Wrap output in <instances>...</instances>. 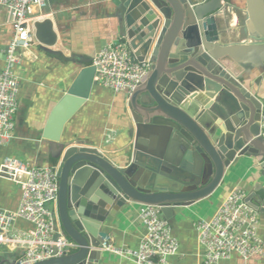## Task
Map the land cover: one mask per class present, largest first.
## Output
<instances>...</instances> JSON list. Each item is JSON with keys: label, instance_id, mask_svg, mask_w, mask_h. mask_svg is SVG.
<instances>
[{"label": "water", "instance_id": "1", "mask_svg": "<svg viewBox=\"0 0 264 264\" xmlns=\"http://www.w3.org/2000/svg\"><path fill=\"white\" fill-rule=\"evenodd\" d=\"M107 1L115 10L117 37L127 41L133 61L151 63L127 97L133 123L129 160L119 167L82 142L69 146L61 141L65 124L97 85L91 60H83L41 134L57 168V217L78 247L36 264H98L109 215L137 203L160 207L170 221L174 208L211 196L226 169L243 158L259 164L258 178L264 180L259 136L264 104L237 75L239 69L264 71V0H246L245 19L237 23L239 37L249 43L228 44L222 43L232 27L224 16V0ZM49 4L51 0L43 8L47 15ZM34 28L38 43L55 44L50 20L36 22ZM248 201L264 214V183Z\"/></svg>", "mask_w": 264, "mask_h": 264}, {"label": "crops", "instance_id": "2", "mask_svg": "<svg viewBox=\"0 0 264 264\" xmlns=\"http://www.w3.org/2000/svg\"><path fill=\"white\" fill-rule=\"evenodd\" d=\"M50 14H38L54 22L56 42L45 46L34 42L16 74L19 78L18 111L15 115V138L0 146V163L6 156L15 157L33 166H52L49 149L41 134L58 102L75 79L83 60H91L108 42L117 38L115 10L107 0H51ZM246 0H224L223 12L232 24L223 44L248 42L239 37L237 23L245 19ZM220 25L222 23L220 21ZM12 38L7 12L0 7V71L4 68L5 50ZM238 70L244 85L264 104V71L261 68ZM211 99L210 102H214ZM131 122L127 112V96L96 85L85 104L65 124L61 141L69 146L82 142L106 156L114 165L123 167L129 160L132 146ZM259 164L241 159L225 171L221 186L209 197L187 208H174L168 221L172 236L178 242V254L170 258L173 264H203V249L197 242L196 224L210 219L224 198L235 188L247 195L264 180L258 178ZM21 198L19 188L0 179V209L14 211ZM139 204L129 203L114 216H108L102 230L117 248H138L144 230L139 222ZM57 215L56 205L50 206ZM107 209L109 206L106 207ZM106 209V210H107ZM260 214V213H259ZM32 226L17 220L13 231L27 232ZM258 235L264 242V214L259 215ZM77 250L73 251L75 253ZM18 250L3 248L0 264H16ZM98 264H134L108 252H103ZM219 264H264V258L242 260L231 254Z\"/></svg>", "mask_w": 264, "mask_h": 264}, {"label": "built area", "instance_id": "3", "mask_svg": "<svg viewBox=\"0 0 264 264\" xmlns=\"http://www.w3.org/2000/svg\"><path fill=\"white\" fill-rule=\"evenodd\" d=\"M48 0H0L8 16L12 38L5 51L4 68L0 71V146L15 138L14 118L18 111L19 78L16 74L29 54L35 39L36 22ZM94 82L114 93L127 97L137 88L151 67L149 60L133 61L126 40L117 37L102 47L92 59ZM259 136L264 142V118L260 120ZM0 179L15 184L21 193L14 211L0 209V252L3 248L18 250L16 264H36L61 258L77 250V245L62 231L57 215L50 206L58 199L57 168L33 166L15 157L6 156L0 163ZM259 212L248 201V195L233 189L208 220L196 224L197 242L203 249V264H219L231 254L242 260L264 258V242L258 235ZM144 230L135 250L120 249L108 238L100 250L134 264H173L178 242L157 206L141 205L138 214ZM17 220L32 226L27 232L13 231Z\"/></svg>", "mask_w": 264, "mask_h": 264}, {"label": "bare ground", "instance_id": "4", "mask_svg": "<svg viewBox=\"0 0 264 264\" xmlns=\"http://www.w3.org/2000/svg\"><path fill=\"white\" fill-rule=\"evenodd\" d=\"M49 20V19H48ZM232 14H231V24H232ZM51 21V20H50ZM51 23H52V27L54 28V22L53 21H51ZM71 108H72V106H70V107H68V108H66L67 110H68V112H70V110H71ZM63 119H58V122H61Z\"/></svg>", "mask_w": 264, "mask_h": 264}]
</instances>
